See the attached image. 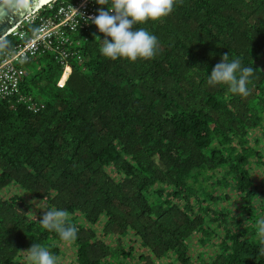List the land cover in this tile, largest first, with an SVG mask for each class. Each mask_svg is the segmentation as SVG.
<instances>
[{
    "label": "trees",
    "instance_id": "trees-1",
    "mask_svg": "<svg viewBox=\"0 0 264 264\" xmlns=\"http://www.w3.org/2000/svg\"><path fill=\"white\" fill-rule=\"evenodd\" d=\"M134 28L158 38L152 59L111 60L92 35L0 100V264L34 243L57 264H264V0H176ZM224 53L254 68L248 96L208 85ZM52 208L74 241L41 226Z\"/></svg>",
    "mask_w": 264,
    "mask_h": 264
},
{
    "label": "clouds",
    "instance_id": "clouds-1",
    "mask_svg": "<svg viewBox=\"0 0 264 264\" xmlns=\"http://www.w3.org/2000/svg\"><path fill=\"white\" fill-rule=\"evenodd\" d=\"M96 3L109 5L107 10L100 7L98 15L89 18L105 37L100 48L101 54L111 60L126 58L134 62L138 58L152 59L159 49L155 35L145 28L136 29L134 26L168 16L176 0H96ZM5 47L6 42H0V51ZM253 76L252 66L242 67L240 59L230 61L229 53H224L221 61L213 67L207 83L213 87L227 85L230 93L246 97L250 94L247 85ZM68 215L66 210L52 208L44 211L39 223L44 229L55 231L61 240L72 242L77 238L78 229L67 223ZM257 235L264 244V219L257 223ZM23 253L26 264H57V257L40 244H32ZM260 254L264 255V246L260 248Z\"/></svg>",
    "mask_w": 264,
    "mask_h": 264
},
{
    "label": "built area",
    "instance_id": "built-area-1",
    "mask_svg": "<svg viewBox=\"0 0 264 264\" xmlns=\"http://www.w3.org/2000/svg\"><path fill=\"white\" fill-rule=\"evenodd\" d=\"M100 7L107 10L109 5L101 6L96 0H53L15 27L9 36L16 37L17 43L0 51V100L19 96L27 75L23 66L33 59L51 54L65 70L70 68L71 58L82 60L83 46L90 36L105 38L89 19L98 15ZM24 99L20 95L19 102Z\"/></svg>",
    "mask_w": 264,
    "mask_h": 264
},
{
    "label": "water",
    "instance_id": "water-1",
    "mask_svg": "<svg viewBox=\"0 0 264 264\" xmlns=\"http://www.w3.org/2000/svg\"><path fill=\"white\" fill-rule=\"evenodd\" d=\"M53 0H0V42L7 38L28 15Z\"/></svg>",
    "mask_w": 264,
    "mask_h": 264
},
{
    "label": "rangeland",
    "instance_id": "rangeland-1",
    "mask_svg": "<svg viewBox=\"0 0 264 264\" xmlns=\"http://www.w3.org/2000/svg\"><path fill=\"white\" fill-rule=\"evenodd\" d=\"M39 59H40V57H38L37 59L31 61L27 65L23 66V69L27 73L26 77H31V76L35 75L38 72V70L45 65L44 59H42V58L40 60ZM259 135H261V137L264 138V131L259 132ZM263 168L264 167H256V172H255L256 176L255 177L258 178L257 181H260L261 180L259 178L262 175V169ZM13 190L14 191H17L19 189L14 188ZM27 197H29V196H27ZM225 203H227V202H225ZM225 203H222V205L225 204ZM230 203H231L230 204V207L235 211L236 205H237L236 202H233V200H232ZM192 244H193L192 250H193V255L194 256L197 255V252H200V251H203L204 250V248L198 246V244H197V237L193 238ZM66 253H67V255H66L67 258H64V259L72 260V257H73V251H72V249L71 248H68V251Z\"/></svg>",
    "mask_w": 264,
    "mask_h": 264
}]
</instances>
